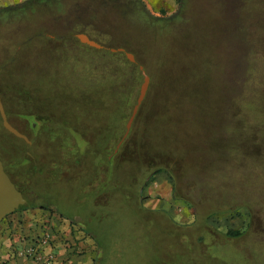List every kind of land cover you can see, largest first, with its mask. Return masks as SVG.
<instances>
[{"label": "rangeland", "instance_id": "374dc122", "mask_svg": "<svg viewBox=\"0 0 264 264\" xmlns=\"http://www.w3.org/2000/svg\"><path fill=\"white\" fill-rule=\"evenodd\" d=\"M55 2L59 7L54 11L41 12L39 6L35 16L22 15L15 19L17 23L4 18L7 25L0 28V99L6 114L4 119L0 111V155L25 196L32 194L36 203L49 207L30 205L23 211L40 221L62 218L71 223L79 217L72 226L95 248L87 253L89 264H264V199L261 202L262 196L256 195L249 200L242 193H231L229 185L240 187V191L244 187V172L228 178L224 170L223 174L201 171L206 158L198 159L195 154L207 150L215 137L216 147L227 137H236L239 129L236 124L234 127L230 101L224 96L229 108L223 103L214 108L211 103L208 113L215 116L214 122L220 121L206 142L208 132L199 126L202 113L192 112L189 99L179 104L197 56L191 47L195 41L187 39L193 35L179 29L169 36L158 32L156 37L118 0ZM143 2L155 15L177 9V0ZM78 31L108 45L125 46L151 76L148 95L130 134L111 159L141 78L130 82L125 75L122 80H129V85L125 83L127 94L125 90L116 92L117 88L104 91L95 74L102 52L70 36ZM118 57L125 59L121 54ZM196 59L201 55L195 58L197 68L207 66ZM170 72L182 78L176 81ZM259 75L252 74L253 83ZM245 92L254 97L249 113L259 117L261 100L255 96V86L246 89L244 96ZM170 115L176 117V124H168L167 133L163 122ZM160 118L164 120L159 122ZM5 120L20 134L8 128ZM189 145L192 149L186 151ZM97 149L107 153L109 160L116 158L120 169L128 164L124 172L117 168L113 174L97 175L107 176L110 182L120 181L126 189L122 195L113 197L116 191L109 194L106 190L98 194L102 183L95 176L88 180L93 175H84L85 170L75 164L81 154L92 173L106 167L111 172V161L101 166L104 157L100 161L102 154L98 157ZM259 153L252 155L255 167ZM220 158L226 159L221 164L242 170V160L227 155ZM71 164L75 168L71 169ZM139 165L148 175L152 173L140 191ZM92 181L95 184L87 186ZM209 181L212 185H207ZM256 181L253 178L243 192L256 194ZM262 182L264 189V178ZM245 203L249 206L240 205ZM230 231L236 234H228Z\"/></svg>", "mask_w": 264, "mask_h": 264}, {"label": "trees", "instance_id": "16d2710c", "mask_svg": "<svg viewBox=\"0 0 264 264\" xmlns=\"http://www.w3.org/2000/svg\"><path fill=\"white\" fill-rule=\"evenodd\" d=\"M118 1L124 5V8L128 9L127 11L130 14L132 13V16L137 19L136 22L147 26L149 32L155 34L156 37L160 36H157L158 32L162 33L164 31L166 36H169L176 33L175 31H178L179 29H182L185 32V35H193L187 36V39L193 38L192 40L195 41L191 46L193 53H196L197 56L201 55V59H196V61L206 63L207 66L197 68L195 63V58L197 56H195L194 64L191 67L193 74L191 77L190 75L187 77L188 82H186L187 85L183 86L182 92L184 93H181L179 104L181 105L185 99H189L192 103V107H190L192 112L202 113L199 126L208 132L207 136L204 137L205 142L210 138V134L212 135L213 131L216 130V122L220 121L217 119L216 122H214L213 120L216 119L215 116H213V114L211 116L209 115L208 112L211 103L214 105V108L221 103L227 108H232V115L234 116L236 123L233 121L231 122L234 123V127L236 124L238 126L237 129H239L236 137H227L224 139V142H222L221 145L222 148L219 146L216 147L217 138L215 137L214 143L205 150L206 152L201 150L195 153L198 159L206 158V164L203 165L201 171H207L209 169L210 172L219 171V174H223L224 170L228 172H226L228 178L243 171L244 174H242L243 176L241 175L243 179L241 180L242 182L244 181V187L240 191V187L229 185L230 192L235 194L242 193L243 197H248L249 200H252L253 196L261 195L262 197L260 201L262 202L264 199V189L262 187V178H264V0H177V9L173 13L168 14L165 11H162L161 15L153 14L147 8L143 0ZM60 2H63V0H60ZM58 4L59 2H55V0H25L15 5L0 7V28L6 26L7 22L17 23L15 19L20 18L22 15L25 16L26 14H29L35 16L36 12L38 13L39 6L41 12L48 10L54 11L59 7ZM61 7L63 8V6ZM4 18L6 20L10 19V21L6 22ZM3 23L4 25H2ZM101 52L102 55L99 54L100 61L98 59L97 61L99 62H97L95 66V74L101 79L100 82L102 89L105 88L104 91L106 92H113L115 91L114 89L117 88L118 91L116 92L123 90L121 92L124 93L125 90L127 94L129 90L127 92L128 86H126L125 83L128 81L126 84L129 85V80L126 79L125 83L123 80L125 79V75L129 76L130 82H134L138 77L140 78L137 68L126 59L121 60V58L118 57L119 53H110L107 51ZM166 55L168 56L169 54L167 53ZM161 56V60L166 64V60L164 59L165 56ZM256 56L260 58L258 62L247 60V58L253 59ZM188 57H190L189 50ZM161 60L159 62L160 67ZM162 67H165V65ZM253 73H256L257 75L260 74L254 83L252 82L251 77ZM169 76L176 81L182 78L181 75L175 76L172 72L169 73ZM162 79H160V81ZM252 86H255V89L258 92L255 96L258 100H261V103L258 105L259 117L257 118H255L256 115L254 116L249 113V111L254 108V104H252V102H254V97L250 98L253 94L245 92L244 96V91ZM126 94L124 97H127ZM224 96L230 101L229 107ZM248 99L251 101H249L248 104L244 103V101ZM247 110L248 113H246ZM175 118L174 115H170L169 118L165 119L166 121L163 122L165 124V131L167 130L168 124L169 126L176 124ZM163 120L164 119L160 118L159 122ZM45 132L58 133V130L53 129L52 131H47L46 129ZM170 136H172L171 138H174V134H171ZM175 141L176 140H173V142ZM205 142L203 140V143ZM191 149L192 147L189 145V148H187L186 151H191ZM213 150H215L216 153H212L213 155H211L210 152H213ZM103 152L104 151H101V149L96 150L98 157L102 154L100 161L102 156L104 157L103 161L100 163L101 166L102 163L104 165V162L108 163L111 161L114 166L111 172L109 171V168L106 167L101 171L94 172L93 170L92 173L89 169V165L84 164L83 156H81L80 153V157L75 161L78 163L75 164H78V167L85 170L84 175H93V177L88 180L93 179L95 176L98 178V181L102 183L104 188L100 185L98 188L102 191L98 194L104 192V190L109 194L111 193L110 191L113 193L116 191L113 194V197H117L118 194L122 195L125 193L124 190H126L123 188V185H119L120 181L118 182L117 179H113L112 182H110V180L106 178L107 176L104 178L98 176L100 175V172L113 174L114 170L117 168L118 171L124 172L128 167L126 166L128 164L123 165L122 169H120V166L118 167L119 161H117L116 158L109 160L107 153ZM254 153L260 154L258 156V167H255L252 160V155L256 156ZM206 155L208 157H205ZM222 155L232 156V158L236 160H242V170L239 169V167L229 165V163L228 165H225L224 162L221 164L222 160H226L220 158ZM230 160L231 159H229V162ZM199 163L201 164V160ZM76 165L71 164V167L70 165H68V167L73 169ZM101 166L97 168H100ZM159 170H161L160 167L155 170V172H158ZM136 171H140V176L137 178L140 191L142 185L150 180L152 173L150 172L151 174L148 175V172L140 165ZM172 177L174 181L177 180L175 176ZM253 178H257L255 184L257 185L258 191L256 194L252 195L248 192H243L245 189H248L247 186ZM15 181L18 184V181ZM128 181L134 182L130 180ZM87 183L88 182H86V185ZM94 184V181H92L89 182L87 186ZM207 185L212 184L209 181ZM106 197L107 195L104 194L103 198ZM244 200L247 201V199ZM30 202L31 205L49 209L48 206L42 203H36L32 194L30 196ZM240 205L244 207L249 206L247 203ZM61 215L63 217L65 216L63 214ZM76 219H79V217H74V220H72L73 223ZM228 234L236 233L230 231Z\"/></svg>", "mask_w": 264, "mask_h": 264}, {"label": "built area", "instance_id": "2783aa9c", "mask_svg": "<svg viewBox=\"0 0 264 264\" xmlns=\"http://www.w3.org/2000/svg\"><path fill=\"white\" fill-rule=\"evenodd\" d=\"M64 222L62 218L45 220L38 232H8L11 249L6 262L22 259L28 264H73L78 256L95 250L75 230L73 221Z\"/></svg>", "mask_w": 264, "mask_h": 264}, {"label": "water", "instance_id": "95a60500", "mask_svg": "<svg viewBox=\"0 0 264 264\" xmlns=\"http://www.w3.org/2000/svg\"><path fill=\"white\" fill-rule=\"evenodd\" d=\"M46 36L54 38L57 35L46 33ZM70 36L75 38L79 43L87 47L96 50L107 51L110 53H119L123 55V57L128 62H130L137 68L140 74L141 80L138 87V92L135 98V102L126 120L125 130L121 135V137L119 138V140L117 141L111 155L109 156V158L111 159L120 151L122 145L124 144V142L126 141L127 137L130 134V131L134 125L136 117L148 95L151 84V76L148 73L145 65L137 58L136 54L133 51L126 48L125 46L108 45L94 38L86 31L73 32ZM0 111L2 112L4 119H6V114L4 112V107L1 102V99H0ZM5 124L8 128L13 130L17 134H20L6 120H5ZM27 202L28 199L26 198L24 192L17 186L16 182L13 180V178L6 170L4 161L0 155V216H4V215L6 216L8 214L13 213L21 205H24Z\"/></svg>", "mask_w": 264, "mask_h": 264}, {"label": "crops", "instance_id": "0c3cea01", "mask_svg": "<svg viewBox=\"0 0 264 264\" xmlns=\"http://www.w3.org/2000/svg\"><path fill=\"white\" fill-rule=\"evenodd\" d=\"M23 1H25V0H0V7H7V6L15 5V4L21 3ZM39 210H40V212L42 211L41 209H39ZM22 215L24 218V220L22 221L23 226H19V228H17V230L19 232L31 233V232L40 231L41 226L43 225L44 221H40V220H37V219L30 217L29 216L30 214L27 211H23V213H21V211H20V212L14 214L13 216H11V218H14V217L16 218V216L18 218H20V216H22ZM42 215H43V213H42ZM27 216L30 218L29 219L26 218ZM11 218L9 217L10 220H11ZM48 220H52V219H48ZM11 222L13 223L12 220H11ZM6 227H7L6 222L0 223V264H28V262H25L22 259H15V260H11L9 262H6L7 253L11 249L9 246L11 240L9 239L8 233H3V231L6 229ZM75 259H76V257H75ZM73 264H89V258L87 257V253L85 255L78 256L76 261Z\"/></svg>", "mask_w": 264, "mask_h": 264}, {"label": "flooded vegetation", "instance_id": "af4514ba", "mask_svg": "<svg viewBox=\"0 0 264 264\" xmlns=\"http://www.w3.org/2000/svg\"><path fill=\"white\" fill-rule=\"evenodd\" d=\"M4 165H5V163H4ZM5 168H6V170L8 171V169H7V167H6V165H5ZM8 173L10 174V176L13 178V176H12V174L8 171ZM13 180L15 181V179L13 178ZM16 182V181H15ZM17 184V183H16ZM17 186H18V184H17ZM19 187V186H18ZM20 188V187H19ZM21 189V188H20ZM24 194H25V192H24ZM26 198L28 199V202L26 203V204H24V205H21L18 209H16V211H14L13 213H11V214H8V215H4V216H0V223H5L6 222V224H7V227H6V229L3 231V233H8V232H12V230L13 231H18L17 230V228H19V226H23V220H24V218H23V215L22 216H20V218H18L17 216H16V218L14 217V218H11V216H13L14 214H16V213H18V212H20L21 211V213H23V207H27V206H29V207H31L30 205H31V202H30V198L27 196V194H26ZM33 208H36V207H33ZM41 208V207H40ZM42 209H44V208H42ZM9 217L11 218V220L13 221V223L11 222V220L9 219ZM15 223V224H14Z\"/></svg>", "mask_w": 264, "mask_h": 264}]
</instances>
